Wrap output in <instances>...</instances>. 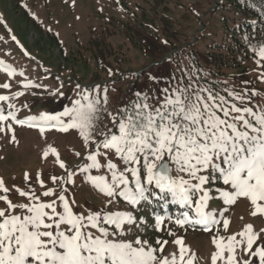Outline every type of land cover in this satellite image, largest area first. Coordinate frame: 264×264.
Instances as JSON below:
<instances>
[{"label":"snow or ice","instance_id":"obj_1","mask_svg":"<svg viewBox=\"0 0 264 264\" xmlns=\"http://www.w3.org/2000/svg\"><path fill=\"white\" fill-rule=\"evenodd\" d=\"M11 40L23 48L15 35ZM257 50L259 64L264 61V43L253 46L252 51ZM25 55L29 53L25 51ZM0 69L16 75L13 65L3 59ZM108 71L111 75V69ZM207 75L193 66L170 80L159 94L136 91L115 113L107 108V86L85 88L76 83L78 98L70 107L23 119L18 118L19 109L11 101L24 91L0 94V102H8L6 107L0 104V133L10 134L11 142L19 144L15 124L38 129L41 134L75 130L88 149V162L73 170L57 148L48 144L43 157L54 156V165L64 172L50 175L53 187H48L38 171L39 194L29 172L24 173L25 188L13 185L10 189L0 177L4 205L0 207V264H196L197 254L171 230L167 234L174 237L171 244L176 250L168 254H164L170 243L167 239L157 238L155 243L139 237L127 239V233L140 222L134 209L78 210L83 206H77L68 195V185L76 183L77 173L106 197L108 205H119L118 197L129 206H139L170 196L173 203L188 209L175 218L176 225H201L205 230L216 227L211 264H264V228L257 231L247 223L238 232L220 235L217 226L227 230L230 225L224 216L228 207L217 212L209 206L217 197L227 206L244 198L250 202L253 217L264 216V103L249 106L262 94L254 87L241 91L213 87L227 81L203 83ZM259 78L264 81V72ZM55 79L60 81L59 87L48 95L58 98L64 95V83L58 76ZM22 83L25 90L47 87L31 79ZM10 87L7 82L0 84L3 89ZM102 113L110 117L111 127L100 126ZM13 193L24 202H13ZM166 219L171 217L157 214L155 228L164 231Z\"/></svg>","mask_w":264,"mask_h":264},{"label":"rangeland","instance_id":"obj_2","mask_svg":"<svg viewBox=\"0 0 264 264\" xmlns=\"http://www.w3.org/2000/svg\"><path fill=\"white\" fill-rule=\"evenodd\" d=\"M224 3V0H75V3L73 0H0V37H3L0 39V59L16 69L15 76H9L0 69V84L7 82L11 85L9 89L0 88V94L11 95L16 91H24L23 96L14 97L11 101L19 109L18 118L23 119L43 111H62L70 107L71 102L78 98L76 83L85 88L107 86V108L115 113L118 107L133 98L135 92H127V85L155 77L157 63L174 53L175 50H169L172 44L179 49L185 47L187 52L221 37L224 17L229 18V21L232 19V8H224ZM12 35L17 37L23 48L11 40ZM95 35L107 42V46H104L111 52L106 63H97L96 59L87 56L84 60L80 58L87 41ZM25 51L29 55H25ZM258 58L260 60L259 55ZM253 60L234 68L227 79L229 88L241 91L254 87L262 94L249 103L250 107L264 103V81L259 78L264 72L261 67L264 61L257 63V69L253 71ZM57 76L64 83V95L55 98L48 93L59 87L60 81L55 79ZM26 79L47 87L25 90L22 81ZM246 81L249 83L246 84ZM3 103L7 102H0ZM25 104L27 107L23 106ZM101 116L100 126L111 127L107 113ZM13 127L19 144L11 142L10 134L0 133V177L4 178L10 189L13 185L25 188L23 177L25 172H29L33 187L39 194L41 188L35 183L38 171L43 173L42 178L47 186L53 187L49 176L62 175L64 170L54 165L55 158L51 154L47 159L43 157V150L48 144L57 148L61 159L70 169L75 170V165L88 162V149L83 146L75 130L68 133L47 130L41 134L38 129L26 125L14 124ZM75 152H81L82 155L77 157ZM92 172L94 175L99 174L97 170ZM75 180V184L68 185V195L75 198L77 206H83V209L78 210L134 209V215L140 222L134 231L127 233V239L139 237L151 243H155L157 238L167 239L170 243L165 246L164 254H168L176 250L171 244L174 237L167 234L171 230L176 236L183 237L197 254L196 264H211L210 255L215 251L212 237L216 234V227L205 230L204 227L176 225L174 220L181 213H173L169 207H162L159 201L154 203V207L151 202H141L134 207L125 201L123 203L126 204L108 205L106 197L84 182L79 173ZM10 199L24 202V198L17 193L11 194ZM2 206L3 202H0ZM209 206L217 212L228 207L224 216L230 220V225L227 230L217 226L220 235L238 232L247 223H252L257 231L264 228V216L253 217L250 214V202L244 198L233 206L224 205L218 198L210 201ZM165 213L171 215L167 216L171 219H166L162 225L164 231L157 230L154 226L155 216L159 214L166 217ZM217 219L221 217L218 215Z\"/></svg>","mask_w":264,"mask_h":264},{"label":"trees","instance_id":"obj_3","mask_svg":"<svg viewBox=\"0 0 264 264\" xmlns=\"http://www.w3.org/2000/svg\"><path fill=\"white\" fill-rule=\"evenodd\" d=\"M224 1V8H232V19L229 21V18L224 17L223 34L218 40H212L211 43L197 49L191 48L187 52L185 47L179 49L172 44L169 50H175L174 53L157 63L158 66L154 72L157 79L155 81L150 78L140 79L135 84L133 81L127 85V92L140 90L160 92V89L169 85L170 80L178 79L184 70L191 71L193 66L200 70L201 75L208 74L202 80L203 83L210 80L227 81L234 68L243 66L253 58L255 59L252 61V63L255 62L253 71L256 70L259 60L258 50L254 53L252 48L264 43V0ZM106 44L107 42L99 36H92L84 46L80 58L84 60L87 56L96 59L97 63L99 61L106 63L111 53L109 48L104 46ZM261 67L264 70V66L261 65ZM213 87L229 88V83L216 84ZM158 201L162 200H152L155 204ZM163 201L174 205L173 211L178 208L183 209L182 206L173 203L170 196Z\"/></svg>","mask_w":264,"mask_h":264}]
</instances>
